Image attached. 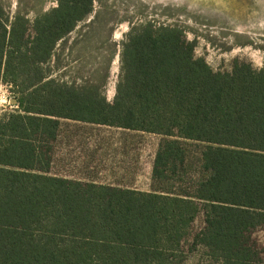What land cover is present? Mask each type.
<instances>
[{
	"label": "trees",
	"instance_id": "trees-1",
	"mask_svg": "<svg viewBox=\"0 0 264 264\" xmlns=\"http://www.w3.org/2000/svg\"><path fill=\"white\" fill-rule=\"evenodd\" d=\"M57 2L32 22L0 4V89L16 100L0 115V264H175L200 213L194 239L220 264H264L252 240L264 227V68L214 72L182 30L147 27L129 36L109 103L47 72L94 0ZM63 119L161 136L154 180L195 151L205 177L193 193H141L52 176Z\"/></svg>",
	"mask_w": 264,
	"mask_h": 264
},
{
	"label": "rangeland",
	"instance_id": "rangeland-1",
	"mask_svg": "<svg viewBox=\"0 0 264 264\" xmlns=\"http://www.w3.org/2000/svg\"><path fill=\"white\" fill-rule=\"evenodd\" d=\"M0 4L10 20L20 14L30 22L58 6L57 0H0ZM147 27L182 30L187 41L194 43L195 56L204 59L214 72H231L235 61L250 63L256 70L264 68V0H94L92 12L57 45L47 72L58 82L79 89L98 88L99 94L112 103L122 80L129 36ZM11 92L10 87L3 85L0 97L13 98ZM4 105L0 98V115L12 110ZM80 127L86 132H109L111 137L141 138L147 144L145 158L152 155L151 147L155 150L163 139L144 132ZM199 159L195 151L177 172H166L169 180L152 179V192L193 193L188 189L190 179L205 177ZM204 227V214L200 213L175 264H220L212 252L194 239ZM252 240L264 261V227L252 233Z\"/></svg>",
	"mask_w": 264,
	"mask_h": 264
},
{
	"label": "crops",
	"instance_id": "crops-1",
	"mask_svg": "<svg viewBox=\"0 0 264 264\" xmlns=\"http://www.w3.org/2000/svg\"><path fill=\"white\" fill-rule=\"evenodd\" d=\"M80 126L108 128L133 134L139 132L61 120L58 136L51 143L52 176L84 184L152 193L150 182L153 179V167L160 144L155 150L151 147L152 155L145 158L144 149L147 144L141 138L111 137L109 132H86Z\"/></svg>",
	"mask_w": 264,
	"mask_h": 264
},
{
	"label": "built area",
	"instance_id": "built-area-1",
	"mask_svg": "<svg viewBox=\"0 0 264 264\" xmlns=\"http://www.w3.org/2000/svg\"><path fill=\"white\" fill-rule=\"evenodd\" d=\"M3 102H4V106L9 105L12 109L15 108L16 105V100L12 97H9L8 95H3L2 97H0Z\"/></svg>",
	"mask_w": 264,
	"mask_h": 264
}]
</instances>
